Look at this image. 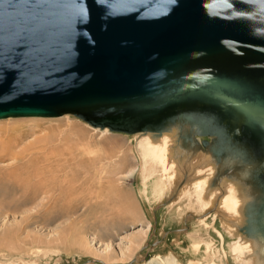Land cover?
<instances>
[{"label": "water", "instance_id": "1", "mask_svg": "<svg viewBox=\"0 0 264 264\" xmlns=\"http://www.w3.org/2000/svg\"><path fill=\"white\" fill-rule=\"evenodd\" d=\"M65 115L192 127L219 178L258 170L238 166L264 147V0H0V120Z\"/></svg>", "mask_w": 264, "mask_h": 264}, {"label": "rangeland", "instance_id": "2", "mask_svg": "<svg viewBox=\"0 0 264 264\" xmlns=\"http://www.w3.org/2000/svg\"><path fill=\"white\" fill-rule=\"evenodd\" d=\"M9 119L0 120V126L6 125L7 130L11 129V126H17L19 132L32 130L31 137L25 143L48 135L52 130L59 129L57 134L69 135L72 132L70 129L76 128V133L80 132L77 134L83 139L79 143V148L83 151L85 147L84 152L87 153L89 160H97L99 153H109L110 150L111 154L113 152L115 155L102 164L117 168L120 164L118 161L127 155L125 157L127 168L114 175L115 184L111 186L112 188L106 185L104 192L112 193L108 198L101 194L99 198L90 202L86 196L87 192H84L85 195L79 196L77 210L65 216H57L51 221H45L44 215L41 216L38 212L40 206L46 203L48 195H43L26 205L21 204L23 199H20L19 195L8 199L0 197V264H161V262L167 264L168 262L164 261L171 255L177 264H243L239 259L241 256L248 260L249 264H253V259L257 256L264 264L262 255L264 240L260 244L255 238L227 232L224 228L231 229L226 227L224 220L219 217L215 219L214 216H210L207 221L210 227L207 228L190 217L186 199L178 202L181 208L177 205L169 208L166 195L160 198L156 178L146 182L142 180L143 172L140 171L141 160L138 153L144 152L141 145L148 137L147 132L131 134L115 132L109 128L95 127L73 115L58 118ZM61 130L63 132H60ZM104 130H107V135L103 133ZM170 130L171 135L161 136L159 141L168 137L169 143L171 142L169 147L178 146L180 149V153L176 155L171 153L170 156L167 155L168 160L176 166L174 168L178 167L176 169L178 170L179 165L185 162L189 167L196 157L200 168H206L204 160L211 152L200 155L201 151H198L192 154V149L196 147L197 142L202 145L203 141H210L213 136H194L192 127L184 131L188 134H181L179 127H172ZM11 164L13 163L10 160L0 163V169L7 170ZM92 164L99 166L97 162ZM219 165L213 180L209 183V193L228 186L224 183L234 185L239 182L235 177L219 178ZM80 169L79 172L82 173L84 168ZM139 174H142V177ZM235 195L238 200L248 196L241 190ZM160 202L162 204H159ZM14 208L17 210H7ZM211 212L215 214L216 211ZM8 236L11 240L7 238ZM133 240L139 242L140 246H134ZM176 240L179 244H176ZM197 241L199 243H196ZM194 244L200 245L199 251L193 249Z\"/></svg>", "mask_w": 264, "mask_h": 264}, {"label": "bare ground", "instance_id": "3", "mask_svg": "<svg viewBox=\"0 0 264 264\" xmlns=\"http://www.w3.org/2000/svg\"><path fill=\"white\" fill-rule=\"evenodd\" d=\"M5 126H0V163L10 160L13 164H11L7 170L2 171L0 169V197H6V199H8L19 195V198L23 199V201L21 200V204L26 205L36 201L43 195H48L46 203L44 202L38 211L41 216L44 215L46 218L45 221H51L57 216H65L77 210L79 208L78 203L80 202L79 196H82L81 194H84V192H87L86 196H88L90 202L92 199L99 198L101 194H103L102 196L105 198H108L112 193L110 194L109 191L104 192L106 185L110 187L113 186V184H115L114 175H116L118 171L122 169L124 171V168H127V160L125 158L127 155L125 157L123 156L122 159L121 156H119L121 161H118L120 164L117 165V168L113 166L107 167L102 164L103 161L115 155L113 152L111 154L110 150L109 153H99L97 160H89L87 153L84 152L85 147L83 151L79 148V143L82 142L83 139L77 134L80 132L76 133V128H71L70 131L72 132H70L69 135H64L62 133L57 134L59 129H57V131L52 130L48 135L25 143V141L31 137L30 131L32 130L19 132L16 128L17 126H11L12 128L8 130ZM170 129H165L161 131V133H146V137H148L144 139L145 142L141 145L144 152L138 153L141 160L140 171L143 172L142 180L146 182L149 179L156 178L155 183L160 193V198H164L166 195L169 201L167 199L164 200L168 201L169 208L175 207L176 205L178 206V202L181 199H186L189 206L188 214H190L192 218L198 217V213L196 212L198 211V207L201 206L199 204L203 199H206L205 203H207V207L204 208L208 212L212 210L216 212L215 214L206 212L204 217H198L199 219H196V221L207 228L210 227L207 222L210 216H214L215 219L219 217L223 220L225 218H233L232 220H234L238 216L236 210L238 204L234 201H230L229 196L231 194L229 195V192L224 191V186L217 191L212 190L210 193L208 191L209 183L213 180V176L216 173L215 170L218 169L221 160H213L212 155L207 154L204 160V163L207 164L206 168H200L198 158L196 157L189 167L186 162L181 166L179 163V169L176 170L178 167L176 169L174 168L176 166H173L174 164L168 160V156H170V153L173 155L180 153V149H178V146L175 148L174 146L169 147L171 142L169 143L168 137L163 138L161 142L159 141L161 136L171 135L169 134L171 133ZM60 132L63 131L61 130ZM103 133L106 135L108 134L107 130H104ZM170 148H173V150ZM204 153L205 151L203 150L199 152L200 155ZM114 161L116 163V160ZM93 162H97L99 166H94L92 164ZM78 167L79 169L83 167L84 170H82L84 172L82 171V173H80L79 169L77 170ZM213 193L215 194L212 195ZM159 204H162V202ZM178 207L181 208V206ZM7 210L16 211L17 209ZM179 215L181 216L180 213ZM232 220L227 221L230 222ZM7 238L11 240L9 236ZM138 243L139 242L133 240L134 246H138ZM196 243L199 242L197 241ZM176 244H179L177 240ZM208 247H210V245ZM199 248V244H194L193 249L195 251H199ZM241 257L239 259L245 262L243 264H249L248 260L243 256ZM164 262H168L167 264H177L172 255ZM161 264H163V262H161Z\"/></svg>", "mask_w": 264, "mask_h": 264}, {"label": "flooded vegetation", "instance_id": "4", "mask_svg": "<svg viewBox=\"0 0 264 264\" xmlns=\"http://www.w3.org/2000/svg\"><path fill=\"white\" fill-rule=\"evenodd\" d=\"M246 154L247 156L243 158L244 163L240 164L238 167L240 169H249V166L257 165V168L259 167V169L246 170L245 172L242 171L240 173L235 172L234 174L228 176L225 175V177H235V180H239V182L234 185L224 183L225 185H228L224 186V191H232L231 195L229 194L230 201H234L238 204L236 210L238 216L241 219L237 216V214V217L234 219L235 221L232 220L233 218H225L232 221L228 222L224 219L226 227H229L231 230H227L228 228L224 229L227 232H231L235 235H243L252 239L255 238L257 239L258 243L261 244L263 243L262 240H264V147H252L251 149L247 150ZM222 157L223 156L220 158L223 162ZM240 190L248 194V196L238 200V197L235 195V193ZM214 194L215 193L212 195ZM262 250V255L264 256V248ZM241 261L245 263L243 260ZM253 264H262V262L260 261L259 257L255 256L253 259Z\"/></svg>", "mask_w": 264, "mask_h": 264}, {"label": "crops", "instance_id": "5", "mask_svg": "<svg viewBox=\"0 0 264 264\" xmlns=\"http://www.w3.org/2000/svg\"><path fill=\"white\" fill-rule=\"evenodd\" d=\"M203 146V145H202ZM206 199H203L202 202L199 204L201 206L198 207V211L196 213H198V217H204L205 213L208 212L205 208L207 207V203H205ZM206 204V205H205ZM205 207V208H204ZM205 211V212H204ZM202 212V213H201ZM211 212V211H209ZM208 212V213H209ZM200 214V215H199ZM202 214V215H201ZM207 216V215H206ZM198 217H193L194 219H199Z\"/></svg>", "mask_w": 264, "mask_h": 264}]
</instances>
